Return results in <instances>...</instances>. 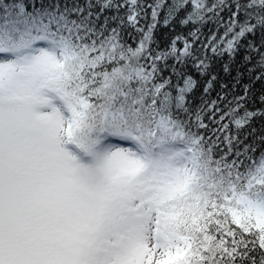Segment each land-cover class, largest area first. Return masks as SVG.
I'll return each mask as SVG.
<instances>
[{
	"label": "snow or ice",
	"instance_id": "6c2138e0",
	"mask_svg": "<svg viewBox=\"0 0 264 264\" xmlns=\"http://www.w3.org/2000/svg\"><path fill=\"white\" fill-rule=\"evenodd\" d=\"M224 57L264 81V0H0V264H264V93L210 98Z\"/></svg>",
	"mask_w": 264,
	"mask_h": 264
},
{
	"label": "trees",
	"instance_id": "16d2710c",
	"mask_svg": "<svg viewBox=\"0 0 264 264\" xmlns=\"http://www.w3.org/2000/svg\"><path fill=\"white\" fill-rule=\"evenodd\" d=\"M71 2V0H69ZM84 0H80V3H83ZM147 2H151V0H147ZM176 31H182L181 28L177 27ZM174 35V33L171 31L170 28H159L157 31V38L163 43L167 42L170 37ZM228 62V58L224 57L223 59H218L215 64L213 65V72L217 74L218 80L216 82V85L214 86L213 91L210 93V98H215L216 94L220 91L219 85L221 83H227L231 85L233 83V77L236 76L237 70H242L244 75L241 79V85L245 83L251 82L252 86V92L250 94V100L248 107L249 108H260L262 107L259 103V96L261 93H264V81H255L251 80L250 74L246 71V69L242 66L240 63V58H237L236 62H233V71L230 74H225L223 72V64ZM203 83L204 80L201 78V86L198 88L195 92L194 99L198 103L202 94L203 90ZM241 89L237 88L236 92L239 94ZM252 127H254L256 131V137L258 138L259 135L264 133V118H257L256 120L253 121ZM246 132L248 131L247 129L245 130Z\"/></svg>",
	"mask_w": 264,
	"mask_h": 264
}]
</instances>
